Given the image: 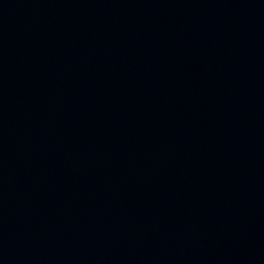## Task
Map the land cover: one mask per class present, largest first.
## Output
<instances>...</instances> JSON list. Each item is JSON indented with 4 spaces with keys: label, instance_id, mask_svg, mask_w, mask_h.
I'll return each mask as SVG.
<instances>
[{
    "label": "water",
    "instance_id": "95a60500",
    "mask_svg": "<svg viewBox=\"0 0 264 264\" xmlns=\"http://www.w3.org/2000/svg\"><path fill=\"white\" fill-rule=\"evenodd\" d=\"M0 264H264V0H0Z\"/></svg>",
    "mask_w": 264,
    "mask_h": 264
}]
</instances>
